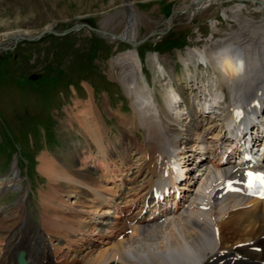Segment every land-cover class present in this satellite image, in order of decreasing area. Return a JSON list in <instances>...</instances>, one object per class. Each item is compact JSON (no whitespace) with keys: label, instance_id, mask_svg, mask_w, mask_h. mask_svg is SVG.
<instances>
[{"label":"bare ground","instance_id":"obj_1","mask_svg":"<svg viewBox=\"0 0 264 264\" xmlns=\"http://www.w3.org/2000/svg\"><path fill=\"white\" fill-rule=\"evenodd\" d=\"M221 1L264 8V0H182L166 27L180 15H195ZM127 25L113 40L132 43L131 18ZM244 37L216 52L188 49L178 57L184 68H198L199 63L214 75L210 98L183 109L177 104L178 89L169 84L179 79L171 75L166 59L147 57L169 81L159 104L155 91L138 76L142 68L136 52L118 55L117 81L131 109L129 117L118 113V118L121 126L139 127L141 139L121 133L114 145L92 98L75 102L60 133L66 162L47 154L40 158V172L50 184L64 182L61 192L52 187L41 195L47 207L40 232L26 224L6 233L7 238L0 233V264H17L19 255L27 264H51L50 256L59 258L56 264H264V201L227 190L249 164L240 152L252 155L254 167L264 170V147L259 146L264 130V34ZM74 127L83 141L73 140ZM241 139L251 148L238 143ZM130 148L138 155L135 162ZM104 181L110 185L106 189L101 188ZM166 181L169 187H162L163 194L179 192V198L170 201L166 196L156 205L152 190ZM62 193L95 202L88 211L71 212L73 205L63 201ZM122 214L127 222L117 229L114 221ZM44 237L53 252L43 245L46 241L41 243ZM61 243L68 248L63 250L66 245Z\"/></svg>","mask_w":264,"mask_h":264},{"label":"rangeland","instance_id":"obj_2","mask_svg":"<svg viewBox=\"0 0 264 264\" xmlns=\"http://www.w3.org/2000/svg\"><path fill=\"white\" fill-rule=\"evenodd\" d=\"M181 2L0 0V48H7L0 49V233L15 232L26 224L32 231L40 232L44 228L42 214L47 203L42 202L41 195L52 187L61 192L64 182L50 184V179L40 172V158L47 154L66 162L65 143L60 133L69 124L67 111L71 112L75 102L84 104L89 96L92 98L114 145L120 143L121 133L141 139L139 127L121 126L118 118V113L128 117L131 114L130 101L117 81L118 55L135 51L142 68L138 76L155 91L159 104L163 103V94L170 84L178 89L183 109L186 104L196 105L210 98L208 92L214 75L208 66L205 68L199 63L198 68L190 65L184 68L179 56L184 57L188 49L216 52L221 46L238 43L244 36L255 32L264 34V8L247 1H221L195 15L176 17L165 35H155L132 48L131 44L151 32L166 28L173 6ZM130 18L134 25L132 43L113 40L112 36L119 37L127 30ZM79 23L109 35L105 40L81 28L62 37L45 34L37 40L12 45L17 36L32 38L45 30L62 32ZM149 55L157 56L160 62L166 59L169 71H173L171 75H176L178 82L169 83L166 74L159 75L148 62ZM73 135L74 141H83L78 127H74ZM128 154L133 162L138 159L132 148ZM106 186H110L108 181L101 184L102 189ZM60 196L67 205H73L71 212L88 211L95 202L81 196L66 197L63 193ZM2 221L5 222L2 224ZM126 222L121 221L117 229ZM44 239L41 243L46 241L43 245L47 243L50 249L46 245L47 251L53 252V245ZM61 244L66 245L63 250L68 248L66 243ZM58 259L50 256V263L56 264Z\"/></svg>","mask_w":264,"mask_h":264},{"label":"water","instance_id":"obj_3","mask_svg":"<svg viewBox=\"0 0 264 264\" xmlns=\"http://www.w3.org/2000/svg\"><path fill=\"white\" fill-rule=\"evenodd\" d=\"M174 6H173V8H174ZM173 8L171 10V13H170L169 17L167 18L168 21H171V17H172V15L174 13V9ZM81 28H87L90 32H93V33L97 34L99 37H101L103 39H106V36H108V33L104 32V31H101L99 29L93 28V27H91V26H89L87 24H84V23H79L76 26H74L73 28L68 29V30H64L62 32H57L55 30H45L44 32H42V33H40L37 36L32 37V38L31 37H28L26 35H22L20 37L14 38L13 41H12V44L13 45H16L17 42H21V41L37 40V39L41 38L43 35H45V34L53 35V36H56V37H62L64 35L70 33L71 31H76V30H79ZM170 28H171V26L169 25L168 27H166V29L161 34L162 35H165ZM155 34H156L155 31L151 32V34H149L146 38H144V39L136 42L135 44L134 43L131 44L132 47H137L140 44H142L143 42H146V41L150 40ZM112 37L114 39H118V36H112ZM0 49L5 50L7 48H0ZM16 261H17V264H26V261L24 260V258L21 255H19L17 257V260Z\"/></svg>","mask_w":264,"mask_h":264}]
</instances>
